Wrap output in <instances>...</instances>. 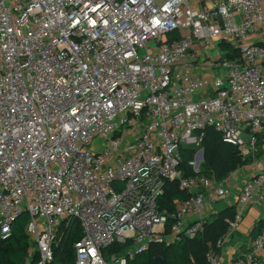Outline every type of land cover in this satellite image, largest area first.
I'll return each mask as SVG.
<instances>
[{"label":"built area","instance_id":"1","mask_svg":"<svg viewBox=\"0 0 264 264\" xmlns=\"http://www.w3.org/2000/svg\"><path fill=\"white\" fill-rule=\"evenodd\" d=\"M216 39L236 57H212ZM208 129L254 160L264 0H0V240L27 214L36 264H52L71 222L82 231L74 264H132L152 244L203 233L210 207L232 198L231 177H184L179 150ZM250 167L217 248L251 207L264 222V163ZM174 182L188 197L160 211ZM114 244L126 253L106 261ZM226 264H264V233Z\"/></svg>","mask_w":264,"mask_h":264},{"label":"trees","instance_id":"2","mask_svg":"<svg viewBox=\"0 0 264 264\" xmlns=\"http://www.w3.org/2000/svg\"><path fill=\"white\" fill-rule=\"evenodd\" d=\"M224 51H230L229 58H235L234 52L229 46L221 45ZM263 136L258 137L257 153L260 154L263 143ZM201 149L203 152V162L199 173H193L188 163L195 155L192 148H181L179 154L181 157V170L184 177L204 176L216 182H221L234 173L239 167L249 165L253 158H243L237 148L222 141L221 136L213 130L204 131ZM186 193L179 191L177 183H167L164 194L158 200L160 211L172 213L174 211V201L186 199ZM233 217V208H225L214 218L210 219L203 233L197 235L194 239L183 238L179 243H173L168 246L162 244H152L147 250L138 253L132 264H155V258L160 257L162 264H207V254L213 251L220 255L222 250L217 248L216 243L226 232L227 225L225 219ZM28 223L27 214L21 215L12 226V232L9 239L0 240V264H36L39 259L35 251L34 243L26 233ZM169 223L171 220L169 219ZM59 234V244L54 249V258L52 264H74V243L82 238V231L79 225L69 223L62 226ZM260 233H264V222L256 223L251 231L250 237L254 238ZM31 248L34 254L30 255ZM127 246L114 244L103 251V257L106 261L110 256H123L126 253ZM36 255V256H35Z\"/></svg>","mask_w":264,"mask_h":264},{"label":"crops","instance_id":"3","mask_svg":"<svg viewBox=\"0 0 264 264\" xmlns=\"http://www.w3.org/2000/svg\"><path fill=\"white\" fill-rule=\"evenodd\" d=\"M238 173H232L230 175L231 177V185H230V191H231V199H229L228 201H220L216 204H219L221 202H225L226 205L223 209H225L226 207L227 208H230L232 207L233 203H234V200L236 198V196L239 194L240 192V189L242 188L243 185L239 186L237 185V183H234V176L237 175ZM241 178L243 176L242 173H239ZM253 173H248L246 175V179H248L249 177H251ZM243 179V178H242ZM234 181V182H233ZM234 183V184H233ZM223 209H220V211H223ZM219 211V212H220ZM218 212V213H219ZM213 214V210H210L208 211L207 213V220L209 221L208 217L211 216ZM262 209L261 207L259 206H256V207H251L250 209H248V211L245 213L243 219H242V222L240 223V226L238 228V230L236 231L232 241L234 243H236V241H242L244 240V238L246 239L247 237H249V243H248V246L250 244V241H251V237H250V234H251V231L253 230V228L256 226V223L258 222H261L262 220ZM209 215V216H208ZM231 241V242H232ZM247 246V247H248ZM246 248H243V246H240V247H236L235 245H233L232 247H230L229 245H226V247H223L222 249V252H221V264H226L229 260L233 259L236 255L242 253L244 250L247 249Z\"/></svg>","mask_w":264,"mask_h":264},{"label":"rangeland","instance_id":"4","mask_svg":"<svg viewBox=\"0 0 264 264\" xmlns=\"http://www.w3.org/2000/svg\"><path fill=\"white\" fill-rule=\"evenodd\" d=\"M220 44H221V41L219 40V39H216L215 41H214V46H215V49L212 51V52H209V54L212 56V57H215V58H217V57H221V56H223L224 54H225V51L224 50H222L221 49V47H220ZM223 83L224 84H226V80H223ZM102 145L105 143V140H102ZM193 148H194V150H195V152L196 153H198L199 151H201L202 149H201V144H198L196 147H194L193 146ZM100 149V147H98V146H95L92 150L95 152V151H98ZM195 153V154H196ZM195 157V156H194ZM256 163H260V164H262V163H264V161H263V157H262V154H261V152H260V154L259 153H257V156H256V158H254V160H253V162L252 163H250L249 165H244V166H241V167H239L234 173H238L237 175H235L234 176V183H237V185H239V186H241V185H243L244 183H245V181L247 180L246 178V175L250 172V165L252 166V165H254V164H256ZM200 169H201V167H200ZM239 173H244L243 174V176H242V178H241V176H240V174ZM233 183V184H234ZM225 205H226V203L225 202H221V203H219V204H213L211 207H210V209H209V211L210 210H213V214L211 215V216H209L208 217V219L210 220V219H212V218H214L217 214H218V212L220 211V209H223L224 207H225ZM249 237H247L246 239L244 238V240H242V241H236V243H234L232 240V242H230L228 245L230 246V247H232L233 245H235L236 247H240V246H243V248H246L247 246H248V243H249ZM226 247V246H225ZM34 254V249L33 248H31V250H30V255H33ZM36 256V255H35Z\"/></svg>","mask_w":264,"mask_h":264},{"label":"water","instance_id":"5","mask_svg":"<svg viewBox=\"0 0 264 264\" xmlns=\"http://www.w3.org/2000/svg\"><path fill=\"white\" fill-rule=\"evenodd\" d=\"M202 161V150L198 152L197 163ZM24 214V213H23ZM155 264H162L163 261L160 257L155 258Z\"/></svg>","mask_w":264,"mask_h":264},{"label":"bare ground","instance_id":"6","mask_svg":"<svg viewBox=\"0 0 264 264\" xmlns=\"http://www.w3.org/2000/svg\"><path fill=\"white\" fill-rule=\"evenodd\" d=\"M207 221H208V220H207ZM224 247H225V246H224ZM222 249H223V248H222ZM222 249H221V250H222Z\"/></svg>","mask_w":264,"mask_h":264}]
</instances>
